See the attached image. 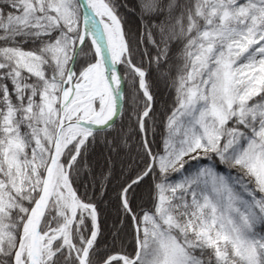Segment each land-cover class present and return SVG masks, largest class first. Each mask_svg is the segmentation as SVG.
Returning <instances> with one entry per match:
<instances>
[{
  "label": "snow or ice",
  "instance_id": "6c2138e0",
  "mask_svg": "<svg viewBox=\"0 0 264 264\" xmlns=\"http://www.w3.org/2000/svg\"><path fill=\"white\" fill-rule=\"evenodd\" d=\"M0 264H264V0H0Z\"/></svg>",
  "mask_w": 264,
  "mask_h": 264
},
{
  "label": "trees",
  "instance_id": "16d2710c",
  "mask_svg": "<svg viewBox=\"0 0 264 264\" xmlns=\"http://www.w3.org/2000/svg\"><path fill=\"white\" fill-rule=\"evenodd\" d=\"M159 98H160L161 100H163V99H164V93H160Z\"/></svg>",
  "mask_w": 264,
  "mask_h": 264
}]
</instances>
